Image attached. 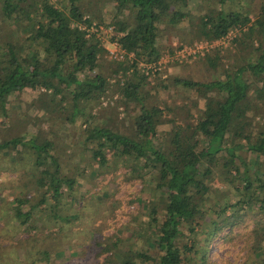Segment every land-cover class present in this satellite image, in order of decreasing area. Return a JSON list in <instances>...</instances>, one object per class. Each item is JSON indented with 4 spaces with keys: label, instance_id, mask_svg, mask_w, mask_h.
Listing matches in <instances>:
<instances>
[{
    "label": "trees",
    "instance_id": "obj_1",
    "mask_svg": "<svg viewBox=\"0 0 264 264\" xmlns=\"http://www.w3.org/2000/svg\"><path fill=\"white\" fill-rule=\"evenodd\" d=\"M81 1L58 0L56 4L52 0H1V21L18 27L19 23H25L24 32L28 33L23 45L6 42L4 51L0 53L2 114L5 113L6 96L25 88L42 90L48 98L45 103L58 108L63 102H70V122L82 111L83 105H97L98 100L106 95L110 82L99 59L105 45L99 28L105 23L102 19L95 21L85 12ZM111 1L115 8L112 22L105 25L113 26L111 40L119 44L123 57L128 59L129 54L133 56L123 62L120 59L121 62L118 61L111 69L125 72L133 67V74L137 76L136 66L140 62L152 65L160 59L162 50L157 39L161 25L169 23L176 26L190 17L189 10H185L188 0ZM125 9H128L126 16L122 14ZM258 9L259 12L252 18L250 14L222 9L217 12L210 10L200 16V26L196 27L194 35L218 40L225 38L232 29L246 28L238 43L248 47L258 39L256 51L259 54L255 61L241 66L232 74L225 70L224 79L200 82L182 76L168 78L171 86L187 88L203 99V108L194 122L176 124L168 120L171 128L156 137L162 112L157 104H144V97L138 91L145 77L141 73L137 81L124 80L119 88L124 101L133 104L132 112L137 108V112H133V127L128 134L107 125L86 123L84 143L92 146L90 155L95 164L103 167L111 152L115 160L130 165L135 178L144 179L147 174L153 175L156 178L155 187L160 192L158 200L151 199L144 204L148 211L144 226L149 234H142L141 239L145 237L143 243L133 249H121L117 242L119 237L105 243L99 254H106V263L183 264L189 260L184 250H189L191 246L180 245L178 239L183 235L184 228L192 234L207 217V210L200 204L213 190L211 181L220 159L225 180L241 179L243 185L234 189L240 194L236 205L225 204L219 207V212H215L219 216L229 208H237L234 214H227L222 221L211 220L212 226L204 238L201 263L207 262V243L223 230L231 233L237 222L242 221L240 212L257 206L261 212L253 215L256 223L249 232L251 241L247 240L241 264H264V171H260L259 166L249 170L246 164L242 174L236 163V160L245 163L243 157L237 154L240 150L250 152L257 159L264 158V133L258 132L253 139L254 133L246 132L249 128L245 113L249 106L250 85L243 80L244 72H249L255 79L264 74V0L259 3ZM94 28L96 31H93ZM205 59L213 69L221 66L222 57L218 51L207 54ZM254 93L257 99H261L264 88L255 89ZM59 109L64 111L63 107ZM23 138L24 135H16L0 142V151L17 146L30 150L34 166L40 170L36 186L41 198L32 203L27 211H23L22 207L29 200H18L14 208L18 224L28 227L35 209L48 200L55 203L49 205L51 215L63 222L74 221L75 216L55 213L63 189L72 192L77 183L74 177L63 174L59 157L52 153L56 145L49 139L37 141L35 135L27 140ZM157 138L158 141H155ZM100 244L98 242L96 246ZM41 255L47 261V251H42Z\"/></svg>",
    "mask_w": 264,
    "mask_h": 264
},
{
    "label": "rangeland",
    "instance_id": "obj_2",
    "mask_svg": "<svg viewBox=\"0 0 264 264\" xmlns=\"http://www.w3.org/2000/svg\"><path fill=\"white\" fill-rule=\"evenodd\" d=\"M261 1L188 0L185 10L190 12L189 19L176 26L169 23L161 25L157 39L162 50L160 59L152 65L140 62L136 66L138 76L133 74V67L125 72L112 70L119 60L110 57L109 49L113 48L110 44L114 41L111 40L113 26L105 24L112 22L114 3L111 0L81 1L85 12L93 16L95 21L102 19L105 23L99 28L105 43L99 59L111 87L106 95L98 100L97 105H83L81 113L75 115L72 122L69 121L71 103L63 102L60 105L64 111L57 105H49L45 103L48 98L40 89L25 88L8 94L4 103L5 113L0 112V142L16 135H24L25 140L35 135L37 141L49 139L56 145L52 153L59 157L63 174L74 177L77 183L72 192L63 189L55 213L75 216L76 219L68 223L55 218L49 211V205L55 203L48 200L35 209L28 227L20 226L14 216V208L18 200L23 198L29 200L22 207L23 211H27L32 203L41 198L36 186L40 170L34 166V156L30 150L17 146L0 151V264H109L105 262L106 254H99L105 243L115 241L118 237L121 249L137 248L143 243L145 237L141 239L142 234H149L148 228L144 226L148 218L144 204L160 197L155 187L156 178L150 174L144 179L135 178L130 165L115 160L111 152L103 167L95 164L90 155L92 146L84 143L83 130L88 127L86 123L107 125L128 134L133 127L131 121L137 108H134L133 113V104L124 101L119 88L124 80L137 81L141 73L145 77L138 91L144 97V104H157L162 112L156 137L171 128L168 120L176 124L194 122L203 108V99L187 88L171 86L168 78L182 76L200 82L224 79L225 70L232 74L241 66L255 61L259 54L256 51L258 39L248 47L238 43L246 28L232 29L225 38L218 40L194 35L196 27L200 26V16L210 10L217 12L222 9L225 12L250 14L252 18L259 12ZM52 2L58 4V0ZM1 5L0 0V12ZM122 14L126 16L128 9L123 10ZM24 25L19 23L18 27L8 21L3 22L0 15V53L4 51L6 42L24 44L28 36L24 32ZM215 51L220 53L222 59L221 66L213 69L205 56ZM132 57L129 54L128 59L123 57L121 60L127 61ZM263 75L255 79L249 72L243 73V80L250 85L249 106L245 113L249 128L246 132L254 133L253 139L258 132L264 133V96L257 99L254 93L255 89L264 88ZM116 82L119 83L116 85ZM237 154L245 162L236 160L242 174L246 164L249 170L259 166L260 171H264V158L257 159L243 150ZM221 162L219 159L214 169L215 175L211 181L213 190L200 204L207 210V217L200 222V226L195 227L192 234L184 228L183 235L178 239L180 245L191 246L189 250H184L189 260L183 264H203L202 249L205 234L212 226L211 220L222 221L227 214L232 215L237 209L229 208L219 216L215 213L225 204L236 205L240 194L234 189L243 185L241 179L232 182L225 180ZM159 212L162 213L161 210ZM260 212L257 206L250 211H241L242 221L237 222L231 233L223 230L210 240L206 245V264H241L247 240L251 241L249 232L256 223L253 215ZM98 242L101 243L99 247L96 246ZM44 250L48 253L47 261L41 255Z\"/></svg>",
    "mask_w": 264,
    "mask_h": 264
},
{
    "label": "built area",
    "instance_id": "obj_3",
    "mask_svg": "<svg viewBox=\"0 0 264 264\" xmlns=\"http://www.w3.org/2000/svg\"><path fill=\"white\" fill-rule=\"evenodd\" d=\"M110 45L113 46L112 49H109L110 57L120 60L123 58L124 52L123 50L119 47V44L117 42H112Z\"/></svg>",
    "mask_w": 264,
    "mask_h": 264
}]
</instances>
